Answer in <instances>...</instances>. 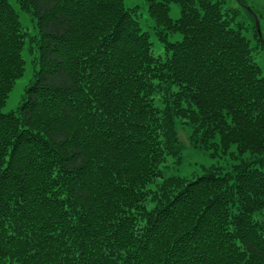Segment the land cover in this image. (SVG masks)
I'll return each mask as SVG.
<instances>
[{"label": "trees", "instance_id": "obj_1", "mask_svg": "<svg viewBox=\"0 0 264 264\" xmlns=\"http://www.w3.org/2000/svg\"><path fill=\"white\" fill-rule=\"evenodd\" d=\"M13 1L35 21L37 69L2 113L26 38L0 0V264H264L253 13L254 48L226 0H144L162 57L125 0ZM176 122L236 163L163 176L180 160Z\"/></svg>", "mask_w": 264, "mask_h": 264}, {"label": "rangeland", "instance_id": "obj_2", "mask_svg": "<svg viewBox=\"0 0 264 264\" xmlns=\"http://www.w3.org/2000/svg\"><path fill=\"white\" fill-rule=\"evenodd\" d=\"M227 6L239 11L238 16L235 18L237 23H242L244 28L242 32L244 36L250 40L251 46H256V41L253 38L252 22L247 14V8H252L258 17L260 25V33L264 39V0H245L246 5L240 6L236 0H226ZM14 9L17 11L19 21L23 32L25 33V45L23 57L25 59V70L19 79L16 80L13 89L11 90L8 99L4 107L1 109L2 113H9L16 111L21 101L24 98L25 89L31 83L34 70L37 69L35 62V54L30 51L29 41L32 37H36L37 31L35 21L28 13L22 12L13 0H9ZM126 8L136 7L134 17L139 22L140 28L143 32H146L150 41L153 44V52L155 56H164L162 46L157 42L155 37L154 22L148 16L146 3L144 0H125ZM170 17L176 19L179 15V10L175 5L170 6ZM180 35L176 34L171 37L170 40H179ZM253 60L260 67L262 76H264V48L255 47L253 50ZM176 129L178 139L181 148L180 160L175 163L174 159L167 157L166 161L162 165L163 176L168 177L172 175H178L191 180L203 174V169L215 167L222 173L226 172L236 160L232 159L230 154L212 156L211 152L200 147L193 145L189 140L190 129L185 125H181L176 122ZM230 153H236L235 148H231Z\"/></svg>", "mask_w": 264, "mask_h": 264}, {"label": "water", "instance_id": "obj_3", "mask_svg": "<svg viewBox=\"0 0 264 264\" xmlns=\"http://www.w3.org/2000/svg\"><path fill=\"white\" fill-rule=\"evenodd\" d=\"M247 10L253 13L254 19H255L256 30L258 32L259 37H261V33H260V28H259V22H258V19H257V15L250 8H247Z\"/></svg>", "mask_w": 264, "mask_h": 264}]
</instances>
